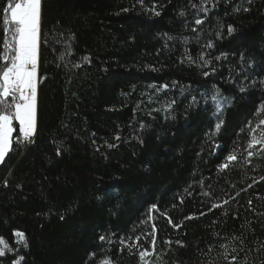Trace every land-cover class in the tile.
I'll return each mask as SVG.
<instances>
[{"label": "trees", "instance_id": "16d2710c", "mask_svg": "<svg viewBox=\"0 0 264 264\" xmlns=\"http://www.w3.org/2000/svg\"><path fill=\"white\" fill-rule=\"evenodd\" d=\"M37 73L0 264H264V0H41Z\"/></svg>", "mask_w": 264, "mask_h": 264}, {"label": "snow or ice", "instance_id": "6c2138e0", "mask_svg": "<svg viewBox=\"0 0 264 264\" xmlns=\"http://www.w3.org/2000/svg\"><path fill=\"white\" fill-rule=\"evenodd\" d=\"M247 11V9H245ZM3 12L5 17L3 25L6 39L4 40V52L0 55V162L4 161L6 153L11 148L13 121L18 122L20 132V142L28 140L35 131L36 127V87H37V55L40 40V0H9V3L4 7ZM159 15V12L155 13ZM197 25L201 24L200 19H196ZM228 33L234 32V28L229 25ZM10 36V39L7 38ZM209 48L213 47L212 44L208 45ZM87 59V57H85ZM205 61V66H207ZM205 75H207L205 73ZM243 90V89H242ZM11 97V102L6 103L8 98ZM219 107V105H217ZM264 117V104H261L257 110ZM264 125V118L258 120V125ZM220 124L216 125L218 130ZM256 128L250 130L249 142L247 149H252L255 145H260L264 150V131H261L257 136ZM118 139V137H117ZM110 147L112 145H109ZM254 153L248 151V157ZM237 159L234 153H230L225 158V163L219 165V170L223 171L229 167V163ZM261 179H264L262 177ZM207 195V193H205ZM227 203V201H225ZM219 205L213 204L212 208ZM192 217H187L191 219ZM171 222V221H170ZM21 241L24 240L22 233H15ZM138 239V238H137ZM101 241L105 237H100ZM121 243H124L121 241ZM165 243H171L166 241ZM180 244L181 242L177 241ZM155 245V238H153V246ZM127 247V245H125ZM181 246H183L181 244ZM27 247V244H25ZM226 247V246H222ZM5 249H8L7 242L0 239V256L5 254ZM9 251L11 249H8ZM236 251L235 248L232 249ZM150 253L141 251L139 253L140 260ZM225 260L228 264H234L237 257L225 253ZM13 264H19L14 261ZM100 264H111L110 258L103 259Z\"/></svg>", "mask_w": 264, "mask_h": 264}, {"label": "rangeland", "instance_id": "374dc122", "mask_svg": "<svg viewBox=\"0 0 264 264\" xmlns=\"http://www.w3.org/2000/svg\"><path fill=\"white\" fill-rule=\"evenodd\" d=\"M40 6H41V0H40ZM37 65H38V55H37ZM37 76H38V73H37ZM36 108H37V87H36ZM13 123L16 124V126H17V130H18V134H19V136H20L18 122L13 121ZM12 127H13V133H12V137H13V134H14V132H15V128H14L13 124H12ZM263 127H264V125H263ZM35 129H36V127H35ZM262 131H264V130H262ZM34 133H35V131H34ZM260 133H261V131L258 133L257 136H259ZM33 136H34V134H33L30 138H33ZM30 138H29V139H30ZM254 147H256V145H255ZM260 147H261V146H260ZM0 163H1V162H0Z\"/></svg>", "mask_w": 264, "mask_h": 264}, {"label": "built area", "instance_id": "2783aa9c", "mask_svg": "<svg viewBox=\"0 0 264 264\" xmlns=\"http://www.w3.org/2000/svg\"><path fill=\"white\" fill-rule=\"evenodd\" d=\"M32 139H28L26 141H23V142H20V139L18 140V143L21 144V145H25V144H30Z\"/></svg>", "mask_w": 264, "mask_h": 264}, {"label": "crops", "instance_id": "0c3cea01", "mask_svg": "<svg viewBox=\"0 0 264 264\" xmlns=\"http://www.w3.org/2000/svg\"><path fill=\"white\" fill-rule=\"evenodd\" d=\"M37 86H38V76H37Z\"/></svg>", "mask_w": 264, "mask_h": 264}, {"label": "bare ground", "instance_id": "6f19581e", "mask_svg": "<svg viewBox=\"0 0 264 264\" xmlns=\"http://www.w3.org/2000/svg\"><path fill=\"white\" fill-rule=\"evenodd\" d=\"M31 139V138H30Z\"/></svg>", "mask_w": 264, "mask_h": 264}]
</instances>
